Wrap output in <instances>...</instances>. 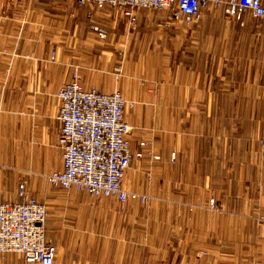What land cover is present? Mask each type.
Wrapping results in <instances>:
<instances>
[{"label": "crops", "instance_id": "1", "mask_svg": "<svg viewBox=\"0 0 264 264\" xmlns=\"http://www.w3.org/2000/svg\"><path fill=\"white\" fill-rule=\"evenodd\" d=\"M224 9L193 25L142 9L130 23L110 6L0 0V202L19 199V158L47 175L62 169L56 95L74 72L83 89L119 91L135 107L124 110L122 187L147 204L27 184L48 207L57 264H264V159L245 149L264 130V15L237 21ZM0 264L34 263L8 253Z\"/></svg>", "mask_w": 264, "mask_h": 264}, {"label": "built area", "instance_id": "2", "mask_svg": "<svg viewBox=\"0 0 264 264\" xmlns=\"http://www.w3.org/2000/svg\"><path fill=\"white\" fill-rule=\"evenodd\" d=\"M79 5L98 8L110 6L130 23H135L139 10H168L172 21L186 25L197 23L204 9L224 5L225 13L241 20L245 13L264 15L261 0H76ZM88 25L98 39L106 30L87 13ZM54 51H52V54ZM59 102L58 146L62 150V169L48 175L54 187L75 188L91 197H115L123 205L139 199L148 203L147 196L126 192L122 181L132 159L128 135L131 127L125 121V107L133 106L119 91L104 93L95 87L83 89L78 74L63 83L57 91ZM144 145V143H140ZM259 156L264 159V130L258 138ZM142 156L141 152L135 157ZM18 200L0 202V254H18L26 263L57 264L56 246L46 239V208L26 192V183L17 186ZM215 201L210 199L209 207Z\"/></svg>", "mask_w": 264, "mask_h": 264}, {"label": "rangeland", "instance_id": "3", "mask_svg": "<svg viewBox=\"0 0 264 264\" xmlns=\"http://www.w3.org/2000/svg\"><path fill=\"white\" fill-rule=\"evenodd\" d=\"M91 6H93V5H91ZM150 10V9H149ZM205 10V9H204ZM140 11V10H139ZM138 11V12H139ZM88 12H91V13H93L92 12V10H90V11H88ZM87 12V13H88ZM150 12H152V11H150ZM154 12H156V13H161L162 14V17H163V20H166V19H169V20H171L170 19V15H169V11L168 10H154ZM203 13V12H202ZM94 14V13H93ZM121 15V14H120ZM103 27V26H102ZM105 30H106V32H107V29L105 28V27H103ZM134 68L135 67H132V66H130V68H129V70L131 69V71H134ZM150 67H143V71L141 72V75L142 76H144V74L146 73V71H147V69H149ZM136 70H137V68H136ZM135 70V71H136ZM115 71L117 72V74H119V72L121 71V65H118L116 68H115ZM147 81V80H146ZM137 82L138 83H140V84H144V80H143V77H140V76H138L137 77ZM148 86L149 85H154V83H150V82H147L146 83ZM125 108H130L129 110H133V109H135V107H131V106H128V107H125ZM149 108H151L153 111L155 110L154 109V107H149ZM154 113V112H153ZM153 124V123H152ZM153 131V129L152 130H150L149 132L151 133ZM257 138L258 137H255L253 140H250L249 138L245 141V149L246 150H248V151H250V152H253V153H256L257 155H259V146H258V141H257ZM128 139H129V144H130V138H129V136H128ZM163 141H166L167 143H168V137L166 138V139H163ZM139 144L138 145H140V143H144V145H142V147H144V146H146L147 147V149H149V148H151L150 147V145L148 144V143H146L145 141H143V140H141V141H139L138 142ZM141 146V145H140ZM251 147V148H250ZM249 148L251 149V150H249ZM149 151H150V149H149ZM19 164H24V165H27V167L26 168H24L22 171H19V173H18V183L22 180V181H24L25 183H26V192L28 193V196L29 197H33V198H35L37 201H39L41 204H43L44 206H45V208L47 207V205H45L40 199H38V198H36V197H34V196H32L30 193H29V191H28V188H27V184H28V182H30V180L32 181V179H35V188L36 189H39V188H41L42 187V185L44 184V185H50V188L51 189H53V188H56L57 189V187H54V186H52L51 184H50V182L48 181V175H50V174H46V173H43L41 170H37L38 168H40L41 167V163L36 167V163H35V161H34V163H33V165H31L30 166V163H29V161H23L22 159L20 160V158H19ZM35 165V166H34ZM29 166L31 167V169L29 168ZM33 166V167H32ZM18 183H17V186H18ZM123 188V187H122ZM124 189V188H123ZM78 193H83V194H86L85 192H83V191H79V190H76ZM124 191H126V192H133V193H137V194H141V195H144V196H148L146 193H144V192H142V191H139V192H136V191H129V190H125L124 189ZM149 196H151V195H149ZM152 197V196H151ZM212 198V197H211ZM94 199H98V198H94ZM215 201V200H214ZM154 205L157 207V203H154L153 201L151 202V203H149L148 205H147V207H144V206H142V207H144V208H148L149 206L151 207L150 209H153L154 208ZM48 209V207L46 208V212L48 211L47 210ZM214 211H218V210H220L221 208H220V205H219V203L216 201L215 202V206H214ZM48 213V212H47ZM54 218H55V224H58L57 223V218L54 216ZM49 223H53L52 222V220L51 219H49V217H48V215L46 216V225H45V232H47V228H48V224ZM48 239H50V238H48ZM47 239V240H48ZM49 242H51V243H55V244H57L56 242H54L52 239H50V240H48ZM54 244V245H55Z\"/></svg>", "mask_w": 264, "mask_h": 264}]
</instances>
